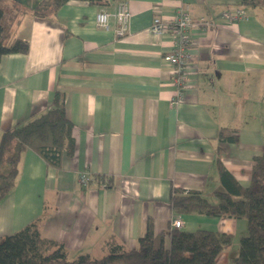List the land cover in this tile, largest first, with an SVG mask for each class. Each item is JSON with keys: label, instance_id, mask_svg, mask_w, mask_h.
I'll return each instance as SVG.
<instances>
[{"label": "crops", "instance_id": "1", "mask_svg": "<svg viewBox=\"0 0 264 264\" xmlns=\"http://www.w3.org/2000/svg\"><path fill=\"white\" fill-rule=\"evenodd\" d=\"M9 1L27 13L16 31L30 49L0 60V135L51 109L60 90L75 148L59 168L31 149L22 154L15 185L0 202V237L38 220L42 235L62 242L70 259L100 258L110 236L134 248L150 220L155 233L168 234L175 217L182 230L231 235L217 264H233L246 220L176 214L170 198L174 189L213 192L218 158L241 186L250 184L264 149V8L244 6L247 19L230 23L222 12L242 0H121L131 21L117 38L114 20L110 29L96 22L117 2L70 0L41 19L30 14L40 0ZM182 5L194 24L184 101L172 105L177 87L163 57L175 42L150 28L155 16L167 23ZM204 17L213 25L202 24ZM222 130L237 141L220 140ZM82 172L91 177L86 186Z\"/></svg>", "mask_w": 264, "mask_h": 264}, {"label": "trees", "instance_id": "2", "mask_svg": "<svg viewBox=\"0 0 264 264\" xmlns=\"http://www.w3.org/2000/svg\"><path fill=\"white\" fill-rule=\"evenodd\" d=\"M70 0H40L31 16L46 19ZM91 5L110 6L121 0H81ZM242 6L264 8V0H242ZM26 11L9 0H0V60L5 55L27 54L28 41L18 37L17 26ZM73 124L68 119L64 93L53 95L52 108L26 124L16 125L0 135V202L9 194L18 176L22 154L31 149L49 165L59 168L65 155L75 148ZM220 140L237 141L220 132ZM219 186L211 193L174 189L170 198L176 214L201 213L209 217L245 219L247 232L240 239V250L233 264H264V149L254 158L250 184L241 186L218 158ZM110 183L111 179L108 177ZM102 182V181H101ZM207 196L217 199L211 201ZM169 236V238H167ZM232 242L229 234L213 230L186 231L170 227L168 234L155 233L148 222L146 233L131 248L110 236L100 258L79 255L69 258L66 246L42 235L38 220L0 237V264H217L218 255Z\"/></svg>", "mask_w": 264, "mask_h": 264}, {"label": "built area", "instance_id": "3", "mask_svg": "<svg viewBox=\"0 0 264 264\" xmlns=\"http://www.w3.org/2000/svg\"><path fill=\"white\" fill-rule=\"evenodd\" d=\"M247 17V10L243 6L228 8L221 14V18L230 23H238L241 20L247 19ZM112 20L116 22V27L114 28L115 36L117 38L125 37L128 34L131 21V12L126 2H118L113 11L102 9L96 16L97 25L105 29H110V22ZM201 23L207 28L213 25V22L207 17L201 19ZM193 24L194 21L188 7L182 5L177 9L174 18L167 23L163 22L161 17L155 16L150 28L151 33L157 37L162 36L166 32L170 33L175 42L173 51L167 53L163 57V61L171 65L174 71V83L177 90L171 99L172 105H177L184 101L185 89L188 81V46L191 44L190 31ZM78 180L82 186H86L90 183L91 177L89 173L82 172ZM104 180L105 182L108 181L107 178ZM182 226L183 224L180 218H172V228L180 229Z\"/></svg>", "mask_w": 264, "mask_h": 264}]
</instances>
